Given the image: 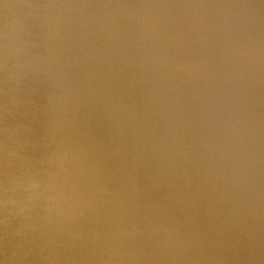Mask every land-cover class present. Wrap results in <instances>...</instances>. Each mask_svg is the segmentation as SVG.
Instances as JSON below:
<instances>
[{"label":"bare ground","instance_id":"6f19581e","mask_svg":"<svg viewBox=\"0 0 264 264\" xmlns=\"http://www.w3.org/2000/svg\"><path fill=\"white\" fill-rule=\"evenodd\" d=\"M106 1L107 0H101L100 3L103 4V2ZM115 1L118 3V7L120 8L122 5L127 7V2L129 0ZM137 1L139 4L142 3L145 6H148L145 8V6L142 5V7L144 6L147 11L148 8H152L154 10L153 7L155 4H157H154L155 0H152L154 2L151 3L150 0H134L135 3ZM74 2V10L80 8L78 4L80 1L75 0ZM82 2L86 1L84 0ZM169 2L172 3V0H169ZM173 2H175V11L173 12H177L178 14V12L182 11L187 15V17H185L187 19H184V17H180L178 15V18L180 17V21L182 19H184L185 21L182 20L183 22H179V19L177 18L178 20L175 19L174 21L172 19L170 22H168L169 20L167 21L166 18L163 17L168 22V24L163 23V25L161 24L163 21L161 22L160 20V27L162 30H171L168 31V34L170 35L169 32H171V35H174L175 39L177 38L176 36H178V38H182V31H184V33L186 34L183 35V40H175L176 45L179 43V48L183 49L188 45L193 47L196 46V50L198 51L197 55L199 56V58H196L198 63L195 59L194 63L193 59L191 58L174 59L173 56L171 55L170 57L167 52H165L166 54L163 58H160L156 55H154V57L156 56V62L157 58H160L159 61L161 62V64H168V66H165L167 71L169 73H172L174 76H177V81L181 83L182 86H184L186 85V83H191L192 79L190 80V78L194 75V73H196L195 71L204 65L205 58H203V55H205V51H207V49L210 50L212 47H207V43L202 39V35L198 36L197 41H191V38H186L188 37L186 35L192 36L191 33H193V31L195 30L203 31L201 23L204 21V19L206 20V18L202 19V17L204 16L203 14L205 13L201 14L202 9H200V11L197 10L198 13L200 12L199 14H197V11L195 10V7L200 4V0H173ZM72 4L74 3L72 2ZM159 4L161 3L158 2V5ZM165 4L166 2L164 0V6H166ZM104 5L102 6V8H104ZM98 6L99 4L95 8H97ZM114 6H116V4ZM124 6L122 7V9L124 8ZM166 8L167 7H164L163 9H165L166 11ZM88 9H90V7ZM122 9L120 11H122ZM140 9L141 13L145 12L142 8ZM41 10H46L44 11L46 13L40 12ZM149 10V12L151 13L152 10ZM158 10L160 11L161 9L157 8V12H159ZM65 11L61 0H0V70L5 71L7 74V76L5 77L6 79H3V81L5 82L3 84H0V121L4 122V124L0 122V140H4L1 130H9L5 131L9 133L6 134V137L8 136L7 140L0 141V264H201V259L203 260L204 258H206L202 254V251L204 249V243L202 244L203 239L198 238L200 240L198 244V242H196V240H194L192 236L189 237V235H186L188 231L187 229L185 231V227L181 225L182 223H179L180 220L178 221V219L174 221L172 220L171 226L169 228H164L166 225L162 223L160 219H164V217H166L164 213L165 211H163L162 208H157L156 206L153 207L152 203L153 195H151L150 192L151 190H153L152 182L155 181L158 177V171L157 168L154 167V169L151 170L147 168L150 167L147 165L154 164L152 162H147L150 158L153 157L154 153L152 155L151 153H149V155L146 156V152L155 151L157 143H146L145 139L148 135L153 137L156 142H160L162 135L159 131L162 129V127L159 126L160 123L157 126V122H162L161 113L164 109H158L159 107L156 104L157 100H154L155 102H150L149 104H145V101H143V103L141 99H137L136 96V90L139 87H137L136 89L135 87H133V84L127 85V82H123L122 77H125V73L131 70L128 65L130 63L128 60L130 59L129 56H131V53H129V56L126 54L127 59L125 57L120 58V61L117 60L115 63H112L114 67L113 70H108V68L102 67L103 70L100 71L101 73L98 74V77L96 75V70H91L88 73L86 72L89 67H91L88 65L90 64L88 62V64L83 67V72H77L78 70L75 66V63L78 57H75V59L74 57H69L67 54L68 48L65 47L64 44H62L65 43L69 38L66 35L65 32L67 31L65 30L67 25L69 26V22H72L73 19L72 18L70 21V18H67L65 16ZM138 11L140 12L139 9ZM203 11H206V8ZM90 12L92 13L93 11ZM159 13H161L159 15H164L162 12ZM170 13H167V15H169ZM94 14L96 15V13ZM177 14L175 13L176 16ZM142 15L145 16L146 14L143 13ZM156 15L154 16L156 17ZM167 15L165 16L168 17ZM85 16L82 15V20ZM147 16H152V19L155 18L153 17V14L146 15V17ZM109 17H111L110 13ZM161 17H159V19ZM170 18H172V16H170ZM135 19L137 18L135 17ZM140 19L141 17H139L138 20ZM159 19H157V21ZM119 20L120 19H118L117 21ZM221 20L222 19L220 18V21ZM74 21L72 23H75ZM137 21L134 20V22ZM149 21L150 20H148L147 22ZM223 21H225V24L223 25V28H221L222 33L220 36V42H222V44H225L228 39H231V42H228V47L230 45H232L233 47V45L237 43L235 39L237 37V32L235 33L233 22L230 19L227 21V18H224L222 22ZM85 22L86 21H84V24H86ZM123 22L126 23L125 21H122V23ZM138 22L135 24L139 25ZM140 22L144 23L141 20ZM176 22H178V24H175ZM107 23L109 22H106V24ZM156 23H153V28H155ZM227 23H230V25L227 26ZM113 24L115 26V22ZM48 26H50V29H48L47 31V28L45 27ZM134 26H132L131 28L130 24L129 28L133 29ZM141 26L147 27V24H142ZM72 27L74 28V26ZM108 27L110 28L111 26L108 25ZM123 27H125V25ZM160 27L158 26L159 29ZM158 28L153 30L156 31ZM122 29L120 28L119 30ZM151 29L152 28H150V30ZM133 30L135 31V29ZM144 30L142 31V33L144 32L145 35ZM148 30L149 29L147 28L146 31ZM116 31L117 30L114 29V32ZM128 31L130 32V30ZM138 31H140L139 28ZM77 32L78 30L76 31V33ZM74 33L75 30L73 34ZM76 33L75 35L78 36V33ZM87 33L89 34L88 31ZM87 33L85 32L84 34ZM148 33H146V37H148ZM79 34L82 35V33ZM136 34L138 35V33ZM161 34H163L164 36L165 33L162 32L160 33V35ZM144 35L140 36L144 39ZM117 36L119 35H117L116 33V37H114L115 39L117 38L116 40H118L119 43L121 42V39L119 40ZM150 36L151 34L149 35V37ZM155 36L156 34L152 35L153 38ZM80 37L83 39L84 36L82 35ZM141 37L140 39H142ZM149 37L145 38L144 40L149 39ZM75 38L71 35V39H74L75 41ZM168 38L170 37L168 36ZM27 39L29 40L27 41ZM133 39L131 38L130 40L132 41ZM140 39L138 38V41ZM173 39L170 38L172 42H174ZM223 40H226V42L223 43ZM131 41H129V43ZM165 42L161 43L160 41L159 43H161V45L165 44V46H168V49H171L169 46V44H171L170 41L165 40ZM79 43L81 42H77L75 43V45H79ZM144 44H146L145 41ZM144 44L142 43V45ZM131 45L132 48H136L135 44ZM131 45L129 47H131ZM142 45L141 47H143ZM149 45L147 44L146 47H150ZM151 46L153 47L154 45L151 44ZM95 47L99 48V46ZM129 47L127 49H129ZM173 47L175 48V44H173ZM90 49L91 48H89V50ZM123 49L126 50V48ZM35 50L38 52L37 55L39 58H33V56H35L36 54ZM131 50L129 52H131ZM216 50H218V48ZM94 51L97 52V50L95 49ZM156 51L158 55L159 52L158 50ZM163 52H161V54ZM175 53L176 52H174L173 54ZM179 53L182 52L179 51ZM85 54H83L84 57H90L92 55L90 53L87 55ZM207 54L208 52L206 53V55ZM116 55L117 54H115V56ZM106 57L108 58V56ZM180 57H183V55H181ZM65 59H67L72 67L76 68V71H74L70 66L66 67L65 64H67V62H60H64ZM105 59L106 58H104L103 60ZM152 60H154L153 57ZM158 62L157 64H159ZM84 63H86V61ZM107 63L108 62L103 64ZM152 63L155 64L153 61ZM223 63H225V61ZM153 64L151 66V69H153L152 67H154ZM107 65L111 66V64ZM213 65L214 63H212V66ZM148 66H150V64H148ZM95 67L92 68L96 69ZM159 67L158 70L160 69ZM163 67L162 70L160 69L161 71H163ZM10 69H13V71H10ZM214 69L216 68L213 67V70ZM146 70L148 72L147 74H149L148 70L150 69ZM2 71H0V74L2 73ZM153 71L150 72V75ZM161 71H159L160 74ZM133 72L134 71L130 72V74H132ZM12 73H15V75H13ZM157 73L156 75L159 76V74ZM162 73H164V71ZM205 73L209 74L208 72ZM107 74L110 75V78H106ZM164 74H161V76L164 77L165 75H168L167 73L165 75ZM150 75H147L148 78L150 77ZM93 76L94 82L92 80ZM138 76L139 75H137V78ZM195 77L197 78V76ZM96 78L99 83H95ZM160 78L161 77H159V79ZM168 78L172 80L170 77ZM168 78L165 77L166 80ZM139 79H142L143 82L145 80L143 78H138V80ZM153 79L156 80L154 77ZM154 80H152L153 84L150 82L151 80L149 81L150 83H148L154 85V82H158ZM136 81L134 83L135 85L137 84ZM115 82H119V85L122 86H119ZM199 82H201V80ZM175 83L177 82L175 81ZM115 84L118 85L117 88H115ZM213 84L214 83H212V85ZM162 85L164 86V83ZM221 85L222 84H220L219 86ZM146 87L148 88V86ZM167 87L169 86L167 85ZM153 89L154 88H152L151 90ZM170 91H175L173 93L174 96L177 94L176 89H170ZM153 92L155 91L153 90ZM156 93L158 94V92ZM145 94L149 98L147 92ZM152 99L153 98H151L150 101ZM164 104L167 105V102H164ZM156 105L158 108L154 107ZM147 106L148 108L151 107V109L148 110ZM188 106L192 107L190 104ZM27 123L31 124V126H26ZM12 127L14 128L16 133H13ZM20 128H23L25 130L22 132ZM40 136H44L45 141L40 140ZM37 141H39V143ZM3 146H5L4 148L8 146L11 149L7 151L3 148ZM163 150H165L164 147ZM18 151H22L21 155L24 159L20 158V160L12 162V159L14 160V158L12 157L13 154H19L20 152ZM29 156L37 159L38 166L36 170H30L29 167H27V162H30L29 159H27ZM167 168L168 167H164L163 169H165L166 171L168 170ZM6 171L9 174L11 173L10 176L8 175V173H6ZM13 175L15 176V178L12 177L10 179L9 177ZM9 179L11 181H9ZM45 179H48L50 181L48 182L52 183L53 185H50L51 188L49 186L48 190V192L51 191L53 194L51 197L48 195L50 197L48 198L51 199L49 201L52 202L50 206V202L48 204L47 199L46 201H44V198L41 195L42 193L40 187H42L41 184L45 182L43 181ZM23 182L30 184V188L25 185L23 186ZM48 184H46V186ZM163 185L166 188L167 185ZM159 187L160 185H156V189H160ZM160 190L164 191L162 189ZM200 190H203V188ZM26 191H28V193H30L31 195L27 196L26 193H24ZM19 197H21L20 201L23 207L28 205V208L26 210H23L21 208L22 206H16L17 204L15 203H18L19 201L16 199H18ZM12 199L15 200V202L10 201ZM227 201L228 200H226L225 203H227ZM9 202H13L12 206ZM206 202L208 201L206 200ZM8 203L10 204V206ZM200 204L202 203L200 202ZM5 205H7L8 210L2 208L3 206L5 207ZM203 205L204 204H202V206ZM212 205L213 202L211 206ZM15 207H18V209ZM213 209L215 210V208ZM14 210L15 212L13 213ZM197 211L198 210L196 209L195 213L198 216L199 213H197ZM224 211L226 210L224 209ZM190 212H192V210ZM8 214H13L14 216L10 222L12 223V225L7 224L6 221L4 222V220L8 218ZM205 214L206 213H204V215ZM214 214H216V210ZM219 214L221 213L219 212ZM224 214L225 213H223V215ZM207 215L210 216L211 214L209 213ZM204 218L207 219V216H205ZM225 218L224 220L226 221ZM215 219H213L212 221L214 222ZM202 220L204 221V219ZM33 226L36 228L35 230H37V232L31 233L33 231ZM248 227V230L251 229L250 233L248 232V234L252 233L254 235L256 241L253 240V243L257 244L256 247L254 249L252 248V246L246 247L248 251H250V254H246L244 256L241 255V258L239 259L231 258V261L229 260V262L227 263L223 260V258L227 257L225 252L236 253V251H226L229 248H224V252H221L217 256V258H220V260H222V264H264V222H260V224H258V222H254V224H249ZM163 229L167 230L164 231ZM174 229H176L177 234L175 233ZM248 230L246 229V231ZM25 232L30 233L25 234ZM196 233L197 232H195V234ZM228 233H230V230ZM229 240L230 239H228V241ZM225 247H227V245ZM195 253H197V255ZM230 253L228 255H230ZM211 261L212 260H209L208 262H206V264H211ZM216 261L217 260H214L213 262L215 263ZM217 264H220V262H218Z\"/></svg>","mask_w":264,"mask_h":264},{"label":"rangeland","instance_id":"374dc122","mask_svg":"<svg viewBox=\"0 0 264 264\" xmlns=\"http://www.w3.org/2000/svg\"><path fill=\"white\" fill-rule=\"evenodd\" d=\"M48 1V0H47ZM51 1V0H50ZM58 1H60V0H58ZM69 1V2H68ZM61 0V3L63 4V8H64V11L65 10H67V11H65V16L67 17V18H70V21H71V19H72V22L74 21L75 23H72V22H69V26L67 25V27H66V30L65 31H67V32H65L66 33V35L70 38H68V40L65 42V43H62V44H64L65 45V47H67L68 49H67V54H68V56L69 57H74V59H75V57L77 58V61H76V63H75V66L77 67V72H83L84 71V68L83 67H85L86 66V64H88V63H90V64H88L89 66H91V67H89V69L86 71L87 73L89 72V71H91V70H96V72H97V77H98V74H100L101 72V70H103V68L102 67H105V68H108V70H113L114 69V67H113V64L112 63H115L117 60H119L120 61V58H126V54L129 56V53H131L130 55L132 56V55H134V56H129V64L128 63H126V64H128L129 65V68H131V70L129 71V72H126L125 73V77H122L123 78V82H127L126 84L127 85H131V84H133V87H135L136 89H137V87H139L136 91H137V93H136V96H137V99H141V101L143 102V101H145V104H149L150 102H155L156 100H157V105H158V107H157V105L156 106H154V107H156V108H158V109H160V108H163L164 110H162V113H163V115H162V113H161V117H162V122H160V121H158L157 122V126H158V124H159V126H161L162 127V129L159 131V132H161L160 134L162 135L161 137V140H160V142H156L155 140H154V138L153 137H151V136H148V138H147V136H146V139H145V141H146V143H148V142H153V143H157L156 145V148L158 147H160L159 149H160V151L161 150H163V147H164V149H165V151H176V157H177V160H178V162H179V159L181 158V161L179 162L180 164L181 163H185V164H187V165H192V163L193 162H195V159L196 158H198V160H199V162L198 163H200V164H195V168H197V169H204V168H206L207 166H209L210 164V167H214V168H219L220 167V151H214L213 153H212V155H211V157H210V159H209V161L208 160H203V159H205L206 157H204V155H202V154H199V149H200V147H201V145H202V143H203V140L204 139H206V140H208V139H211V138H213L212 136H214V132H206V133H204L203 132V138H202V136H197L196 135V133H197V130H196V133L194 132V130L195 129H197V127H199V130H198V134H199V131H200V128H203V129H208V127L206 126V118H203V116L200 118L199 117V125H196L195 124V122H194V119H193V113H196V118H195V120H197V115H198V113L199 114H201V112H202V108H201V105L199 104L200 102H203V101H206V99H207V97H208V95H207V93L209 92V88L210 89H214V91H215V93L217 92V89H218V87L220 88V90H221V88H223L224 86H227L226 88H228L229 90L230 89H232V90H230V94L232 95V98H234V100H235V96L236 97H240L239 95H242L243 93H245V92H247L246 94L248 95V94H255L256 93V96H254L253 97V99H254V101H260L262 98H263V96H264V83H261L260 81H258V80H256L255 78H251V76L252 75H256L257 77L259 76V74H258V71H256L258 68H261V69H263L264 70V49L262 48V42H261V40H260V38H257L256 37V33H255V31L253 32V33H251V27H247V25H245V31H244V29L242 30V24H239L238 23V27H240V30L237 32V37L235 38L236 39V44L235 45H233V47H232V45H230L229 47L228 46H226L227 47V49L225 48V46H224V44H222V42H221V48H220V40H221V33H222V29L221 28H223V25L225 24V21H223L222 22V20L224 19V18H227V21L230 19L232 22H233V24L234 25H237V23H235V21L234 20H232V17H231V15H230V13H229V11L227 10V8L226 7H224L225 5H224V3H223V1L222 0H200V4L199 5H197V7H195V10L197 11H200V9H202V11L203 10H205V8H206V11H201V14L202 13H205V14H203V15H200V16H203L202 17V19H204V18H206V20H208V21H206L205 19H204V21L201 23V27H202V29H203V31H197V30H195V31H193V33H191L192 34V36H189V35H186V36H188V37H186V38H191V41H197L198 39V36L199 35H202V39L207 43V47H212L211 49H214V50H209V49H207V51H205L206 53L208 52V54L209 53H211V54H207L206 55V53H205V55H203L204 57L203 58H205L204 59V65L201 67V68H199L198 70H200V71H198V70H196L195 72L196 73H194V77L192 76L191 78H190V80H191V83L189 84V83H186V85H184V86H182V84L181 83H179L178 81H177V76H174L172 73H169L168 71H167V69L165 68V66H168V64H161V62L159 61V59L162 57H164L165 56V52H167L168 54H169V56L171 57V55L173 56V58L174 59H176V58H178V59H189V58H191V59H193V61H194V63H195V60H196V62H197V57L199 58V56L197 55L198 54V51L196 50V46H190V45H188L186 48L184 47V49L183 48H179V43L176 45V42H175V40L177 41V39L179 40V41H181V40H183V35L184 34H186V33H184V31H182V35H181V37L182 38H178V36H176L177 38L175 39L174 37V35H171V32H169L170 33V35L168 34V31H171V30H168V31H166L167 29H161V24H165V23H167L168 24V22H170L172 19L175 21V19L176 20H178L179 19V22H183V21H185L184 19H187V18H185V17H187V15L186 14H184L182 11L181 12H178V14H177V12H175L176 14H177V16L175 15V13L173 12V11H175L174 10V8H175V5H174V3L175 2H173V0H172V3L171 2H169V0H165V2H166V6H164V0H163V3H162V0H160V1H156L155 0V2H154V4L155 3H157V4H155L154 5V10L152 9V8H148V11H147V9H145L146 7H148V6H145L144 4H139V10H140V12L138 11V9L136 8V4H135V6H134V0H129L128 2H127V4H128V6L126 7V6H124V5H122L120 8L118 7V3L115 1V0H107L106 2H103V4L102 3H100V1L101 0H90V2H89V0H85L86 2H82V1H84V0H79L80 2L78 3L79 4V7L80 8H78V9H75L74 10V8H75V0ZM227 1V3H228V0H226ZM66 2V3H65ZM70 2H71V4H70ZM72 2L74 3V4H72ZM93 2V3H92ZM113 2H115V3H113ZM134 2V3H133ZM158 2L159 3H161L162 4V6H161V4H159L158 5ZM237 2H238V4H239V6L241 7L242 6V8L244 7V8H248V4H246V2H245V0H237ZM247 2H249V0H247ZM69 3V4H68ZM109 3V4H108ZM220 3V4H219ZM89 4V5H88ZM99 4V6L97 7V8H95L97 5ZM101 4V5H100ZM105 4V5H104ZM110 4H111V6H110ZM112 4H113V6H112ZM116 4V6H114ZM130 4V5H129ZM262 4H264V3H262ZM70 5V6H69ZM73 5V6H72ZM96 5V6H95ZM104 5V8H102V6ZM142 5H144L145 6V8H144V6L142 7ZM68 6V7H67ZM72 6V7H71ZM88 6V7H87ZM101 6V7H100ZM108 6V7H107ZM124 6V8L122 9V7ZM131 8H130V7ZM133 6H134V8H133ZM162 8H161V7ZM167 7L166 9V11H165V9H163L164 7ZM84 7V8H83ZM85 7H87V8H85ZM90 7V9H88ZM92 7V8H91ZM111 9H110V8ZM113 7V8H112ZM117 7H118V9H117ZM126 7V8H125ZM129 7V8H128ZM155 7H156V9H155ZM208 7V8H207ZM73 8V9H72ZM81 8H83V9H81ZM95 8V9H94ZM115 8V9H114ZM140 8H144L143 9V11H145V12H142L141 13V9ZM157 8L158 9H161L159 12H162L164 15H159V14H161V13H159V12H157ZM204 8V9H203ZM225 8H226V13H225ZM241 8V9H242ZM68 9H69V11H68ZM85 9V10H84ZM99 9V10H98ZM102 9V10H101ZM115 11H114V10ZM122 9V11H120ZM136 9V10H135ZM149 9H151L152 11H151V13L149 12L150 10ZM171 11V13H170V11ZM87 10V11H86ZM104 10V11H103ZM118 10V11H117ZM165 12H164V11ZM44 11H46V10H41L40 12H44ZM90 11H93L92 13L90 12ZM95 11H97V12H95ZM111 11H112V14H111ZM125 11H126V13H125ZM129 11V12H128ZM138 13H136V12ZM198 11H197V14H199L198 13ZM215 11V12H214ZM243 11H244V9H243ZM66 12H69V13H66ZM84 12V13H83ZM90 12V13H89ZM118 12H120V13H118ZM124 12V13H123ZM135 12V13H134ZM148 12V13H147ZM154 12H156V13H154ZM242 12V11H241ZM44 13H46V12H44ZM87 13H88V15H87ZM94 13H96V15L94 14ZM109 13H110V15H111V17H109ZM115 13H118V14H115ZM122 13V14H121ZM130 13V14H129ZM143 13H145L146 15H152L153 14V17H155L154 15H156V19L155 18H153L152 19V16H147L146 17V15L144 16V15H142ZM150 13V14H149ZM167 13H170L169 15H167ZM180 13V14H179ZM238 13H239V11H235V15L236 16H238ZM246 13H249V12H242V14L243 15H245ZM126 14H128V15H126ZM182 14H184V15H182ZM82 15L83 16H85V15H87V16H85V17H83V20H82ZM90 15H91V17H90ZM116 15V16H115ZM131 15V16H130ZM133 15V16H132ZM136 15V16H135ZM138 15H139V17H141V21H143L144 23H142V22H140V20H138L139 19V17H138ZM165 15H167L168 17H166ZM176 17H175V16ZM178 15L181 17H184V19H182L181 21H180V17L178 18ZM207 15H208V17H207ZM77 16V17H76ZM112 16H113V18L115 19V21H114V19L112 18ZM117 16H119V17H117ZM127 16H129V17H127ZM158 16V17H157ZM162 16V17H161ZM170 16H172V18H170ZM117 17V18H116ZM135 17L137 18V19H135ZM150 19H149V18ZM159 17H161V18H166V20L168 21H166L164 18L163 19H159ZM77 18H80V19H77ZM86 18V19H85ZM110 18V19H109ZM122 18V19H121ZM127 18V19H126ZM131 18V19H130ZM144 20H143V19ZM178 18V19H177ZM208 18V19H207ZM220 18L222 19L221 21H220ZM236 18H238V17H236ZM85 19V20H84ZM106 19V20H105ZM109 19V20H108ZM118 19H120L119 21L121 22H119V21H117ZM126 19V20H125ZM146 19H147V21L148 20H150L149 22H147L146 21ZM157 19H159L158 21H157ZM79 20V21H78ZM105 20V21H104ZM128 20H129V22H128ZM134 20L135 21H137L138 23H139V25L138 24H135V23H137V22H134ZM155 20V21H154ZM161 20V22H159ZM84 21H86L85 23L86 24H84ZM113 21V22H112ZM116 21H117V23H116ZM122 21H125L126 23H122ZM133 21V22H132ZM156 21H157V23H156ZM80 22H83V23H80ZM106 22H109V23H107L109 26H111L110 28L108 27V25L106 24ZM115 22V26H114V23ZM119 22V23H118ZM156 23L155 24V28H153L154 26V24L153 23ZM71 23H72V26H74V28L71 26ZM88 23V24H87ZM143 25H146L147 24V27L145 26V27H142L141 25L142 24ZM146 23V24H145ZM159 23H161V24H159ZM243 23V22H242ZM118 24V25H117ZM123 24V25H122ZM130 26V24H131V28H132V26H134V25H136V26H134V28L133 29H135V31H136V33H138V35L135 33V31L133 30V29H131V28H129V26ZM132 24H134V25H132ZM141 24V25H140ZM163 24V25H164ZM175 24H178V22H176ZM77 27H76V26ZM113 25V26H112ZM117 25V26H116ZM122 25V26H121ZM125 25V27H123ZM137 25H138V28H139V30L141 31V34H140V31H138V28H137ZM150 25V26H149ZM152 25V26H151ZM160 27V29H161V31L163 32V33H165L164 34V36H163V34H161L160 35V33H162L161 31H160V29L158 28V26ZM204 25H205V27H206V29H205V27H204ZM230 25V23H227V26H229ZM71 26V27H70ZM87 26V27H86ZM127 26V27H126ZM157 26V27H156ZM175 26H178V25H175ZM86 27V28H85ZM152 28L151 30H150V28ZM204 27V28H203ZM45 28H47V31H48V29H50V26H48V27H45ZM71 28V29H70ZM76 28V29H75ZM112 28H113V30H112ZM122 29V30H119V29ZM125 28V29H124ZM142 28V29H141ZM149 29L148 31H146V29ZM156 28H158L156 31H154ZM171 28H172V26H171ZM83 29V30H82ZM105 29V30H104ZM109 29H110V32H109ZM114 29L115 30H117L116 32H114ZM127 29V30H126ZM137 29V30H136ZM145 29V30H144ZM154 29V30H153ZM208 29V30H207ZM215 29V30H214ZM46 30V29H45ZM68 30H69V32H68ZM71 30V31H70ZM74 30H75V33H76V31L78 30V36H76L75 35V33L73 34V32H74ZM107 30V31H106ZM112 30V31H111ZM124 30V31H123ZM128 30H130V32L128 31ZM145 31V35H144V32L142 33V31ZM165 30V31H164ZM80 31V32H79ZM87 31L89 32V34L87 33ZM119 31H120V34H119ZM123 31V32H122ZM151 33H150V32ZM159 31V32H158ZM46 32V31H45ZM87 33V34H84V33ZM112 32V33H111ZM115 33V35H114V33ZM149 32V33H148ZM152 32H153V34H152ZM154 32H158L159 33V35H158V33H154ZM203 32V33H202ZM259 32V31H258ZM72 33V34H71ZM79 33H82V35L84 36V37H86V38H84L83 37V39H85V40H83L80 36H82L81 34H79ZM91 33V34H90ZM116 33H117V35H119L120 36V38H119V36H117L118 37V39L121 41V42H119L118 43V40H116L115 39V37H116ZM123 33V34H122ZM129 33V34H128ZM131 33H133V34H131ZM146 33H148L149 35L151 34V36L149 37V35L147 34V36L149 37V39H146V40H144L145 38H148V37H146ZM197 33V34H196ZM206 33V34H205ZM213 33V34H212ZM255 33V34H254ZM68 34H71L72 35V37H74L75 38V36H76V42L74 41V39H71V35H68ZM154 34H156V36L153 38L152 37V35H154ZM188 34V33H187ZM194 34V35H193ZM75 35V36H74ZM87 35V36H86ZM113 35V36H112ZM130 35H131V38L133 39L132 41L130 40L131 38H130ZM136 37H134V36ZM137 35V36H136ZM142 35H144L145 36V38L143 39L141 36ZM206 35H207V37H206ZM251 35H253L254 37L253 38H250V36ZM89 36V37H88ZM115 36V37H114ZM168 36L171 38V39H173V41L174 42H172V40H170V38H168ZM81 39H80V38ZM92 37V38H91ZM122 37V38H121ZM140 37L143 39H140ZM152 37V38H151ZM159 37V38H158ZM173 37V38H172ZM196 37V38H195ZM91 38V39H90ZM100 38V39H99ZM107 40H106V39ZM138 38L140 39L139 41H138ZM150 38H151V40H150ZM166 38V39H165ZM212 38V39H211ZM233 38H234V36H233ZM123 39V40H122ZM126 41H125V40ZM163 39V40H162ZM207 39V40H206ZM29 39H27V41H28ZM95 40V41H94ZM131 41L130 43L131 44H135L136 45V48H138V49H136L135 47H133L132 48V45L129 43V41ZM137 40V41H136ZM150 40V41H149ZM154 40V41H153ZM156 40H159V41H156ZM165 40H168V41H170V43L172 44H169V46H170V48L171 49H168V46H165V44H166V42H165ZM88 43H87V42ZM94 41V42H93ZM117 41V42H116ZM123 41V42H122ZM144 41H145V43L146 44H144ZM147 41V42H146ZM149 41V42H148ZM161 41V43H163V42H165V44L163 45H161V43H159ZM71 42V43H70ZM74 42V43H73ZM77 42H81V43H79V45L78 44H76L75 45V43H77ZM82 42H83V44H82ZM85 42V43H84ZM93 42V43H92ZM127 42V43H126ZM134 42H139V43H134ZM150 42H152V43H150ZM156 43V45H155V43ZM214 44H213V43ZM36 43V42H35ZM73 43V44H72ZM110 43V44H109ZM123 43V44H122ZM142 43L144 44V45H142ZM70 44H72V45H70ZM90 44V45H89ZM106 44V45H105ZM108 44V45H107ZM121 44V45H120ZM126 44V45H125ZM127 44H129V45H127ZM140 44V45H139ZM147 44L150 46V47H146L147 46ZM151 44L152 45H154L153 47L151 46ZM173 44H175V48L173 47ZM216 44H218V45H216ZM78 45V46H77ZM101 45H103V46H101ZM120 45V46H119ZM131 45V47H129ZM138 45V46H137ZM141 45L143 46V47H141ZM160 47H159V46ZM237 45V47H238V49H236L235 48V46ZM72 46V47H71ZM89 46V47H88ZM95 46H99V48L98 47H95ZM124 46V47H123ZM140 46V47H139ZM157 46V47H156ZM162 46H163V48H164V52H163V48H162ZM166 48H165V47ZM252 47V49H250V51H248V49H249V47ZM77 47V48H76ZM93 47V48H92ZM103 47H104V49H103ZM107 47V48H106ZM117 47V48H116ZM121 47H122V49H121ZM129 47V49H127ZM156 47V48H155ZM172 47H173V49H172ZM244 47V48H243ZM73 48H75V49H73ZM89 48H91L90 50H89ZM123 48H126V50L125 49H123ZM159 48V49H158ZM162 48V49H161ZM218 48V50H216ZM245 49V51L246 52H248L249 53V56H250V58H251V60L252 61H250V59H246V58H242V56H241V54H240V52L239 53H237V54H240L239 56H237V54H234L237 50H239V49ZM93 49V50H92ZM94 49L95 50H97V52L96 51H94ZM109 49V50H108ZM120 49V50H119ZM132 49V50H131ZM136 49V50H135ZM161 49V50H160ZM176 49V50H175ZM185 49H187V50H185ZM192 49H194L195 50V52H194V50H192ZM231 49H232V51H231ZM236 49V50H235ZM74 50H75V52H74ZM87 50V51H86ZM99 50V51H98ZM108 50V51H107ZM128 50V51H127ZM131 50V52H129ZM134 50V51H133ZM156 50H158V52H159V50H160V52H159V54L157 55V51ZM166 50V51H165ZM173 52H172V51ZM106 53H105V52ZM134 52V54H133V52ZM169 51V52H168ZM170 51H171V53H170ZM179 51L180 52H182V53H179ZM235 51V52H234ZM35 52H36V54H35V56H33V58H39L38 57V55H37V51L35 50ZM114 52V53H113ZM127 52V53H126ZM161 52H163L162 54H161ZM174 52H176L175 54H173ZM187 52H188V54H187ZM221 52V53H220ZM86 53V54H85ZM92 54L90 57H84L83 56V54H85V55H87V54ZM102 53V54H101ZM103 53H105V54H103ZM109 53V54H108ZM101 54V55H100ZM108 54V55H107ZM115 54H117L116 56H115ZM167 54V55H168ZM179 54H181V55H183V57H180L181 55H179ZM214 54V55H213ZM124 55V56H123ZM154 55H156V56H158V57H160V58H157V62L159 63V64H157V62L155 61L156 60V56L154 57ZM160 55V56H159ZM163 55V56H162ZM188 55V56H187ZM252 55H254L255 56V58L253 59L252 57ZM96 56V57H95ZM106 56H108V58L106 57ZM118 56V57H117ZM193 56V57H192ZM220 56H222V57H220ZM92 57V58H91ZM111 57H112V59H111ZM152 57H153V59L154 60H152ZM207 57H209V58H207ZM227 57H228V59H227ZM87 58V59H86ZM102 58V59H101ZM104 58H106L105 60H103ZM114 58V59H113ZM132 58H134V59H132ZM222 58V59H221ZM127 59V58H126ZM195 59V60H194ZM243 59V60H242ZM256 59V60H255ZM80 60V61H79ZM100 60V61H99ZM225 61V63H223L224 61ZM86 61V63H84ZM122 61V60H121ZM152 61L155 63V64H153L152 63ZM211 61H212V63H214V65L212 66V63H211ZM60 62H62V63H65V62H67V64H65L66 65V67L67 66H70L71 68H73V70L74 71H76V68H74V67H72L70 64H69V62L67 61V59H65V61L63 62V61H60ZM88 62V63H87ZM106 62H108L107 64H111V66L110 65H107V64H103V63H106ZM151 62V63H150ZM206 62V63H205ZM209 62V63H208ZM220 62V63H219ZM241 62V63H240ZM243 62V63H242ZM251 62V63H250ZM260 62H261V64H260ZM194 63H192V64H194ZM198 63V62H197ZM223 63V64H222ZM237 66H235L234 64ZM148 64H150V66H148ZM152 64L154 65V67H152L153 69H151V66H152ZM160 64H161V66L163 67V71H164V73L166 74H168V75H165L164 73H162L163 71H161L162 70V67L160 66ZM206 64V65H205ZM252 64H254V65H252ZM260 64V65H259ZM102 65V66H101ZM115 65V64H114ZM134 65H135V67H134ZM199 65V64H198ZM208 65V66H207ZM251 65H252V67H251ZM96 66V67H95ZM161 69H159L158 70V67ZM211 66V67H210ZM82 67V68H81ZM92 67H95L96 69H93ZM149 67V68H148ZM208 67V68H207ZM213 67L214 68H216V69H214L213 70ZM232 67H234V68H232ZM42 68H43V64H42ZM80 70H79V69ZM135 68H136V72H135ZM209 68H211V69H209ZM225 68H227V69H225ZM146 69H150V70H148L149 71V74H147L148 72H147V70ZM156 70V72H155V70ZM166 69V70H165ZM202 69H204V70H202ZM218 69H219V71H218ZM237 70V71H235V70ZM13 71V69H10V71ZM145 70V71H144ZM154 70V71H153ZM222 70V71H221ZM240 70V71H239ZM253 70H255V71H253ZM0 71H2V70H0ZM132 71H134L132 74H130V72H132ZM151 71H153L152 73H151V75H152V77H151V75H150V72ZM159 71H161V74L163 75H165L164 77L163 76H161V74L159 73ZM215 73H214V72ZM224 71V72H223ZM225 71H226V73H225ZM228 71V72H227ZM144 72V73H143ZM158 72V73H157ZM205 72H208L209 74H206ZM236 72V73H235ZM246 72V73H245ZM249 72V73H248ZM255 72V73H254ZM257 72V73H256ZM264 72V71H263ZM135 73V74H134ZM138 73V74H137ZM143 73V74H142ZM154 73V74H153ZM156 73L157 74H159V76L158 75H156ZM248 73V74H247ZM4 74V75H3ZM13 75H15V73H12ZM135 75V77H134V75ZM213 76H211V75ZM215 76H214V75ZM137 75H139V76H141V77H139L138 76V78H143V79H145L144 80V82H143V80L142 79H139L138 80V78H137ZM142 75H144V76H142ZM147 75H150V77L148 78V76ZM153 75H155V76H153ZM7 76V74H6V72L5 71H2V73L0 74V84H3L5 81H3V79H6L5 77ZM158 76V77H157ZM170 77L172 80H170L168 77ZM195 76H197V78L195 77ZM145 77V78H144ZM147 77V78H146ZM153 77L156 79V80H154L153 79ZM159 77H161L160 79H159ZM165 77L166 78H168L167 80H168V82H167V80L165 79ZM207 77V78H206ZM226 77V78H225ZM260 77V76H259ZM106 78H110V75H108L107 74V76H106ZM158 78V79H157ZM162 78H164V79H162ZM222 78H224L225 79V81H226V83H223V85L224 86H219L220 84H222V83H218V84H216L220 79H222ZM230 78V79H229ZM237 78V79H236ZM130 79H132V80H130ZM134 79H136V80H134ZM196 79H198V80H196ZM215 79V80H214ZM216 79H218V80H216ZM227 79H229V80H227ZM92 80H93V82H94V76L92 77ZM133 80H134V82H133ZM142 80V81H141ZM151 80V81H150ZM152 80H154V81H158V82H160V83H158V82H154V85H151V84H149L150 82L152 83ZM162 80H163V82H162ZM166 80V81H165ZM177 82V83H175V81ZM201 80V82H199ZM135 81H136V85L134 84L135 83ZM139 81H141V82H139ZM145 81H146V83H145ZM150 81V82H149ZM165 81V82H164ZM231 81V82H230ZM98 81H97V78L95 79V83H97ZM149 82V83H148ZM170 82V83H169ZM246 82V83H245ZM99 83V82H98ZM116 84H118L119 85V82H115ZM130 83V84H129ZM145 83V84H144ZM148 83V84H147ZM164 83V86L167 88V90L168 91H165V87L162 85ZM168 83V84H167ZM172 83H174V84H172ZM202 83V84H201ZM206 83V84H205ZM212 83H214L213 84V87H211L212 86ZM115 84V88H117L118 87V85H116ZM123 84V83H122ZM141 84V85H140ZM153 84V83H152ZM155 84H158L159 86H160V88H159V86L158 85H155ZM161 84V85H160ZM166 84V85H165ZM199 84V85H198ZM234 84V85H233ZM135 85V86H134ZM138 85V86H137ZM145 85V86H144ZM167 85L169 86V87H167ZM191 85V86H190ZM119 86H122V85H119ZM124 86V85H123ZM146 86H148V88H149V90H148V88L146 87ZM150 86V87H149ZM141 87V88H140ZM175 87V88H174ZM113 88V87H112ZM147 88V89H146ZM152 88H154L153 90L155 91V92H153V90H151ZM159 88V89H158ZM162 88H164V89H162ZM142 89V90H141ZM170 89L171 90H175L176 89V92H177V94L174 96L173 95V93L175 92H172V91H170ZM188 89V90H187ZM258 89V90H257ZM140 90V91H139ZM148 90V91H147ZM158 90V91H157ZM182 90V91H181ZM185 90V91H184ZM186 90H187V92H186ZM139 91V92H138ZM143 91V92H142ZM179 91V92H178ZM190 93H189V92ZM147 92V94H148V96H149V98L146 96V93ZM156 92H158V94L156 93ZM186 92V93H185ZM207 92V93H206ZM236 92V93H235ZM241 92V93H240ZM142 93V94H141ZM156 93V94H155ZM188 93V94H187ZM138 94V95H137ZM153 94V95H152ZM157 95V96H155V95ZM172 94V95H171ZM140 95V96H139ZM142 95H144V96H142ZM151 95V96H150ZM140 98H139V97ZM161 96V97H160ZM205 96V97H204ZM178 97V98H177ZM190 97V98H189ZM146 98V99H145ZM151 98H153L151 101H150V99ZM157 98V99H156ZM192 98V99H191ZM231 98V97H230ZM171 99V100H170ZM194 99V100H193ZM195 99H197V100H195ZM147 100H149V101H147ZM155 100V101H154ZM234 100H232L231 99V101L232 102H234ZM182 101V102H181ZM194 101H197V102H194ZM164 102H167V105L166 104H164ZM144 103V102H143ZM175 104V106L176 107H179L180 108V110L182 111V112H185L184 113V115H183V117L184 116H187V117H185L186 118V120H188V117L191 119V121H190V123L189 124H187L186 126H185V128H186V130L184 129V134H182L181 132H182V130H183V128H181V127H179V126H177V125H172L173 123L172 122H170L169 121V118H170V114H171V111H172V106L174 107V104ZM191 105L192 107H190V106H188V105ZM197 104H198V106H197ZM236 104L238 105L237 107H239V109L241 110V112H242V110H243V106H244V104L241 102V101H239V102H236ZM166 106V107H165ZM194 106V107H193ZM246 106V105H245ZM249 106V105H248ZM147 108H148V106H147ZM185 108V109H184ZM192 108V109H191ZM151 109V107H149L148 108V110H150ZM246 109H247V107H246ZM253 109L255 110V108H254V106H253ZM247 111H248V109H247ZM257 111L258 112H260V113H262V114H264V105H262V104H259L258 105V109H257ZM249 112V111H248ZM13 117V116H12ZM17 117H19V116H17ZM260 118H261V116H260ZM259 119V118H258ZM260 120V119H259ZM22 121V120H21ZM260 121H264V118H261V120ZM2 124H4V122L3 121H0ZM164 122V123H163ZM0 123V124H1ZM26 126H28V127H30L31 126V124H29V123H27L26 124ZM12 130H13V133H16L15 132V130H14V128L12 127ZM20 130L23 132L25 129H23V128H20ZM5 131H9V130H1V133H2V136H3V138H4V140H7V138H8V136L6 137V134H9L8 132H5ZM165 131V132H164ZM21 132V133H22ZM177 135H176V134ZM179 135V136H178ZM0 137H1V135H0ZM41 138H40V140H42V141H45L44 140V136H40ZM4 140H0V141H4ZM184 141V142H183ZM38 143H39V141H37ZM211 142V144L213 143V145L216 147L218 144H220V142H215V141H210ZM41 144V143H40ZM5 146H3V148H4ZM189 147V148H188ZM184 148V149H183ZM4 149H6L7 151H9L11 148H9L8 146H6V148H4ZM3 149V150H4ZM190 149V150H189ZM5 150V151H6ZM192 150V151H191ZM156 151V150H155ZM12 152V151H11ZM18 152H20L19 154L18 153H14L13 154V158H14V160L12 159V162H15V161H18V160H20V158L21 159H24L23 158V156L21 155L22 154V151H18ZM195 152H196V154H195ZM203 152V151H202ZM205 152V151H204ZM208 152H211V151H208ZM219 154V156H218V154ZM162 154H163V152H162ZM154 155V154H153ZM192 155V156H191ZM197 155V156H196ZM240 155V154H239ZM246 155L248 156V158H249V155L246 153ZM18 156V157H17ZM20 156V157H19ZM199 156V157H198ZM218 156V157H217ZM204 157V158H203ZM216 157V158H215ZM15 158H16V160H15ZM166 158V157H165ZM164 158V159H165ZM27 159H29V161L30 162H27V164H28V166L27 167H29V169L31 170V169H37V166H38V164H37V159H35V158H32V156H29ZM161 158L159 157V156H156L155 157V155L152 157V158H150L149 159V161H147V162H152V163H154V164H152V165H147V166H150V167H147L148 169H154V168H157L158 167V164L160 163H155V161H158V160H160ZM167 160H169V159H167ZM206 161V162H205ZM192 162V163H191ZM176 165H178V164H176ZM34 166V167H33ZM203 166H205V167H203ZM36 167V168H35ZM154 167V168H153ZM166 167H168L167 169H169V168H171V167H173V166H169L168 164L166 165ZM164 168V167H163ZM1 170H3V169H1ZM5 170H6V168H5ZM198 170V171H199ZM6 173H8L7 171H6ZM11 174V173H10ZM10 174L8 173V175L10 176ZM157 176H160L161 174L160 173H158L157 172ZM30 176V175H29ZM15 178V176L13 175V176H11V177H9L10 179L11 178ZM1 178V177H0ZM9 179V181H11ZM13 180V179H12ZM195 180L196 179H194V182H195ZM43 181H45V182H43L41 185H42V187H40L41 188V195H42V197L44 198V201H46V199H47V203L49 204V200H51V199H49L53 194H52V192L51 191H49L48 192V190H49V186L51 185V186H53L52 185V183H49L50 181L48 180V179H45V180H43ZM49 181V182H48ZM24 184H22L23 186L25 185V186H27L28 188H30L29 187V185L30 184H28V183H26V182H23ZM49 183V184H48ZM46 184H48L47 186H46ZM198 184V183H197ZM197 184H194L193 183V186H192V188L189 190V192H187V193H181V188H180V186L179 185H177L176 187L174 186L173 187V191H175V192H178L179 194H178V196L180 197V198H178L177 200L176 199H172V200H168V202H171L169 205H161V204H156V203H154L153 201L154 200H156V198H153L154 200L152 201V203H153V207H157V208H162L163 209V211H165L164 213H165V215H166V217H164V219H160V221L162 222V223H164L166 226L164 227V228H169L170 226H171V221L173 220H176V219H178V221L180 220V224L183 226V227H185V231H186V229H187V231H188V233H186V235H189V237L190 236H192V238H194V240H196V242H198V244H199V242H200V238H202L203 239V241H202V244L204 245V249H203V251H202V254H203V256L204 257H206V258H204L203 260H204V262H205V264H206V262H208L209 260H212L211 261V264L212 263H214L213 261L214 260H217L214 264H217L218 262H220V264H222L221 263V261L222 260H220V258H217V256L221 253V252H224V248H229V249H227L226 251H230V250H235L236 251V253H230V252H225V254L227 255V257L226 258H223V260L227 263V262H229V260L231 259V258H236V259H239V258H241V255H246V254H250V251H248V249L246 248V247H248V246H252V248L254 249L255 247H256V245L257 244H254L253 243V240H255V238H254V235L251 233V234H248V232L250 233V230H248L249 229V224L251 225V224H254V222H252L251 221V218H253L254 219V221L257 223L258 221H260V220H264V199L263 200H260V198L258 199V202H259V204H258V207L256 206L255 208H257L256 209V211H254V212H252L251 213V209L249 208V207H251V201H252V203H253V196L252 197H247V200H248V202H247V206H248V208L246 209L247 210V212H248V214H246L245 213V215H246V218H247V221H246V219H245V223H243L244 222V218L242 217L243 216V214H244V211L243 212H241V213H243L242 214V216H239V219L241 220V223H240V221H239V223H238V227L237 226H231V229L232 230H230V233H228L229 231H225V229H224V227H223V225H225V224H227L228 223V219L227 218H225V217H227L226 215H223V213H225L226 211H224V209L222 210L221 208H220V205H216L218 208L216 209V207H213V205L211 206V204H212V202H210L211 201V198H209V196L207 197V195H209V193H210V189H209V193H208V190H207V187H202L203 188V190H200V189H202L201 187H200V189H199V187H197L196 185ZM45 186H46V188H45ZM51 186H50V188H51ZM44 187V188H43ZM48 188V189H47ZM160 189H162V190H166L167 189V186H166V188H165V186L164 185H161L160 187H159ZM44 192V193H43ZM51 192V193H50ZM23 193V192H22ZM24 193H26V195L27 196H30L31 194L30 193H28V191H26V192H24ZM29 194V195H28ZM205 194V195H204ZM258 194H260V193H258ZM50 197H49V196ZM24 196H25V194H24ZM47 196V197H46ZM201 196V197H200ZM207 197V199H206V197ZM260 196H261V194H260ZM23 197V196H22ZM49 197V198H48ZM210 197H211V194H210ZM20 198L21 197H19L18 199H16V200H19L18 201V203H20V204H18V203H15V204H17L16 206H18V207H21L22 205H21V201H20ZM202 198H204V199H202ZM209 198V199H208ZM27 199V198H26ZM206 200L208 201V202H206ZM221 200V199H220ZM227 200V199H226ZM226 200L224 201V202H222V203H220L221 204V206L223 207H228V202L227 203H225L226 202ZM251 200V201H250ZM10 201H13V202H15V200H10ZM12 202V203H13ZM200 202L202 203V204H204L203 206H202V204H200ZM211 204H210V203ZM238 202L239 203H237L236 201L233 203V205H235V207H241V209H243V203H242V199L240 198V200H239V198H238ZM10 203V202H9ZM8 203V204H9ZM12 203H10L11 204V206H12ZM51 203L52 202H50V204H49V206L51 205ZM209 203V204H208ZM10 204H9V206H10ZM190 205H191V207H190ZM201 205V206H200ZM210 205V206H209ZM230 206V207H234V206ZM263 205V206H262ZM9 206H8V208H9ZM28 205H26V206H22L21 208L23 209V210H26L28 207H27ZM195 208H194V207ZM259 206H261V207H259ZM18 207H15V208H17L18 209ZM188 207V208H187ZM201 207V208H200ZM204 207H205V209H204ZM210 207H211V209H210ZM215 208V210H216V214H214L215 213V210L213 209V208ZM223 207V208H224ZM3 209H5V210H8L7 209V205H5V207L3 206L2 207ZM172 208V209H171ZM1 209V208H0ZM196 209L198 210L197 211V213H199L198 214V216L196 215V213H195V211H196ZM202 209V210H201ZM192 210V212H190ZM195 210V211H194ZM226 210V209H225ZM169 211V212H168ZM204 211V212H203ZM210 211H212V212H210ZM214 211V212H213ZM15 212V210L13 211V213ZM181 212V213H180ZM219 212L221 213V214H219ZM203 215H202V214ZM204 213H206L205 215H204ZM211 214L210 216L209 215H207V214ZM250 213V214H249ZM221 215V216H219V215ZM258 214H260L261 215V217H260V215H258ZM8 216V218H6L5 220H4V222L6 221L7 222V224H9V225H12V223H10L11 222V220L13 219V214H8L7 215ZM12 216V217H11ZM205 216H207V219L206 218H204ZM214 216V217H213ZM179 217V218H178ZM201 219H199V218ZM210 217H213V218H210ZM218 217H220V218H218ZM184 218V219H183ZM188 218V219H187ZM194 218V219H193ZM208 218H209V223H208ZM216 218V219H215ZM224 218L226 219V221L224 220ZM258 218V219H257ZM202 219H204V221L202 220ZM210 219H211V221H210ZM213 219H215L214 220V222L212 221ZM256 219V220H255ZM224 220V221H223ZM258 220V221H257ZM178 221H176V222H178ZM223 221V222H222ZM191 222V223H190ZM198 222V223H197ZM213 222V223H212ZM218 222V223H217ZM260 222H264V221H260ZM208 225H207V224ZM195 224V225H194ZM199 224H200V226H199ZM203 224V225H202ZM215 224V225H214ZM195 228V229H194ZM226 228H227V226H226ZM244 228V229H243ZM36 228L33 226V231L31 232V233H34V232H37V230H35ZM246 229L248 230V231H246ZM253 229V228H252ZM164 231H166L167 229H163ZM196 230V231H195ZM174 231H175V233L177 234V231H176V229H174ZM208 233H207V232ZM195 232H197L196 234H195ZM213 232V233H212ZM226 232V233H225ZM247 232V233H246ZM28 233H30V232H25V234H28ZM200 233V234H199ZM175 234V235H176ZM209 234V235H208ZM218 236H217V235ZM217 236V237H216ZM199 238V239H198ZM222 239V240H221ZM228 239H230L229 241H228ZM198 240V241H197ZM218 240V241H217ZM256 241V240H255ZM208 246H207V245ZM229 244V245H228ZM227 245V247H225ZM242 249V250H241ZM239 251H241V252H239ZM232 252V251H231ZM230 253V255H228ZM196 255H197V253H195ZM203 260L201 259V264H204V262H203ZM231 261V260H230Z\"/></svg>","mask_w":264,"mask_h":264},{"label":"water","instance_id":"95a60500","mask_svg":"<svg viewBox=\"0 0 264 264\" xmlns=\"http://www.w3.org/2000/svg\"><path fill=\"white\" fill-rule=\"evenodd\" d=\"M222 1L225 5L224 7H226L229 11L232 20L237 23V25L233 24L235 33L240 30L238 23L242 24L241 27L244 31L245 25H247V27H251V33L255 31L256 37L260 38L262 48L264 49V4H262L264 3V0H249V2L245 0L246 4H248L247 9L244 7L242 8V6L240 7L237 0H228V3L226 0ZM151 2L153 1L150 0V3ZM135 4L138 9V1ZM243 9L245 12L249 13L243 15ZM235 11H239L238 16L235 15ZM253 37V35L250 36V38ZM226 40H223V43H225ZM229 41L231 42V39H228L224 44L226 49V46L229 45ZM235 48L238 49L237 45ZM250 49H252L251 46L248 51H250ZM239 52L243 59L246 58L251 61L249 53L246 52L245 49L241 48L234 54ZM240 54H237V56ZM252 56L254 59L255 56ZM256 71H258L260 77L252 75L251 78H255L261 83H264V70L258 68ZM218 83H222V86H224L223 83H226V81L222 78L216 84ZM211 87H213V85ZM226 87L227 86H224L221 90L218 87L216 93L214 89L209 88V92H206L208 95L206 101L200 102L202 112L201 114L198 113L197 120H195L196 113H193V119L196 125H199V117L201 118L203 116V118H206L207 120L206 126L208 129L200 128L199 134V127L194 130L195 133L197 130V136L199 135L203 138V132H214V136H212L213 138L203 140L199 149V154L204 155V157H206L204 160L209 161L214 151H220L219 168L210 167V164L203 170H199L194 167L195 164H200L198 163V158L195 159V162H191L192 165H187L185 164L186 162L180 164L179 162L181 161V158L178 162L176 151H160V147H157L155 149L156 151H147L146 156L149 155V153H151V155L154 153L155 157L159 156L161 158L160 160L155 161V163L160 162L158 164L157 171L162 175L158 176L157 179L152 182L153 190L150 192V194L153 195V198H156V200L153 201L154 203L169 205L171 202H167L168 200H177L180 198L178 196L179 193L173 191L174 186L176 187L179 185L181 193L185 194L192 188L193 183H198L196 186L207 187L208 193L210 189L208 196L210 197L211 194L210 198L211 202H213V207L218 208L216 206L218 204L221 209H226L224 215L227 216L226 218L229 222L223 225V227L226 231H229L231 230V226H238L239 221H241L239 216H242V211L248 214L246 210L248 208V196L252 197L254 195L253 203L250 200L251 213L256 211L257 208L255 207H258L259 204L258 199H264V121H260L261 118H264V114L257 111L259 104L264 105V96L259 102H256L253 99V97L256 96V93L254 95H247V92H245L242 95H239L240 97L235 96L234 100L230 94V90ZM165 91H168L166 87ZM231 99L234 100V102H232ZM239 101L244 104L242 112L236 104V102ZM253 106L255 110L253 109ZM184 113L185 112H182L180 108L176 107L174 104L169 118V121L173 123L172 125H177L183 128L181 132L182 134H184V129L186 130L185 126L191 121L189 117L188 120L185 118L187 116L183 117ZM210 141L220 142V144L215 147ZM246 153L249 155V158ZM167 164L173 167L165 171L163 167H166ZM194 179H196L195 182ZM163 184L167 185L166 190L161 191L160 189H156V185L161 186ZM258 193H260L261 196ZM238 198L239 200L240 198L242 199L244 206L243 209L238 206L235 207V205L234 207H230L235 201L239 203ZM226 199L228 200V207L222 208L220 203L224 202ZM242 217L244 218L243 223H245V219L247 221L246 215L243 214ZM251 221L255 222L253 218H251ZM258 224H260V221H258Z\"/></svg>","mask_w":264,"mask_h":264}]
</instances>
